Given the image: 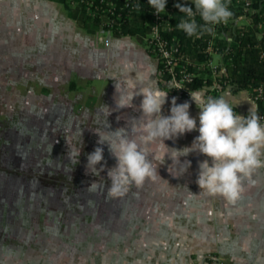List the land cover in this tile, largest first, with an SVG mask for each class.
<instances>
[{"label":"rangeland","instance_id":"1","mask_svg":"<svg viewBox=\"0 0 264 264\" xmlns=\"http://www.w3.org/2000/svg\"><path fill=\"white\" fill-rule=\"evenodd\" d=\"M20 13V9L0 6V160L18 161V173L23 176L21 192H35V198L31 195L30 205L52 209L54 225L62 226V238L64 229L70 225H73L70 231L79 227L85 234L92 235L107 232L108 223L123 229L129 220H133L140 221L133 231L146 233L151 240L182 244L183 247L180 245L178 249L186 251L188 258H195L197 249L204 248L207 264L209 256L221 260L228 258L229 264H236L234 258L241 261L240 264H264V213L256 211L264 207V193L252 194L250 190L249 193L256 197H239L231 204L219 195L208 194V200H205L195 196L189 198L187 191L176 193L188 184L152 181L144 183L142 188L129 185L121 197L109 194L111 182L107 171L115 166L116 160L107 145L97 144L99 137L95 132H105L108 120L111 130L124 127L129 136H134L132 128L139 121L137 116L133 118V112H128L126 119L109 108L105 87L115 75L108 67L109 48H105L104 43L99 46V66L94 71L52 70L50 68L60 64H48L50 49L46 48L44 36L40 34L43 31L33 24L30 26L29 22L23 23L22 14L20 27H34L38 32L32 31L37 34L29 36V31L26 34L14 31L17 27L12 19ZM100 34L105 39L113 38L112 33L101 31ZM130 37L145 47L140 36ZM113 56L111 53V63ZM214 59L216 61V56ZM81 93L85 95H79ZM107 111H112L108 117ZM166 142V146L171 143ZM96 147L104 149V161L101 162L104 170L91 174L86 171L87 155ZM145 147L148 158L158 167L159 176H166L165 180L196 171L194 166H182L184 156L176 161L166 154L162 161L157 158L156 144ZM73 148L81 154L70 159ZM78 159L79 162L74 164L73 160ZM1 166L6 181L11 180L10 177L16 180V166L8 167L5 163ZM25 180L29 182L24 183ZM93 183L98 187L93 189ZM247 186L254 189L252 183ZM131 187H135L133 192L129 190ZM156 192L159 195L162 192V198L146 197ZM207 202L208 213H203ZM156 210L165 213L155 214ZM193 211L196 213H191ZM63 239L61 241L65 242Z\"/></svg>","mask_w":264,"mask_h":264},{"label":"crops","instance_id":"2","mask_svg":"<svg viewBox=\"0 0 264 264\" xmlns=\"http://www.w3.org/2000/svg\"><path fill=\"white\" fill-rule=\"evenodd\" d=\"M0 6L21 10V13L12 19L15 27H17V30L14 29V31H19V33L24 31L25 34L29 31V36L31 34L35 36L37 33L33 32H38L37 29L43 31L40 34L44 36L46 48L50 49L48 64H60L59 67L50 68L52 70L59 68L80 73L94 71L99 66L97 59L99 46L102 47L104 43V47L109 48L110 57L111 53L114 55L112 63L110 57L108 60L109 69L115 71V75L113 74L114 79H110L107 87H105L108 104L110 103V110H114L122 116L124 115L122 118L126 117L127 119L128 112H133V118L137 116L136 119L139 120L141 117L139 105L143 97L136 96L133 99L135 106L132 108L115 110L116 92L114 85L117 81H126L129 77L133 79L140 77L143 78L141 86L152 84L165 91L157 84L156 60L147 52L145 47H141L130 35H112L113 38L105 39L100 34L102 30H94L92 24H81L70 17L63 4L55 0H0ZM21 14L24 16L23 23L29 22L30 26L33 24L37 29L34 27L32 29H22L19 24ZM24 14L28 17V20H25ZM98 35L102 36L103 40H99ZM108 35L110 36V34ZM103 67L105 68L106 65H103ZM71 87L74 88V84H71ZM75 88L78 91L80 90L77 84ZM201 94L204 96V93ZM79 95H85V93ZM223 96L229 104L234 105L240 111L255 108V103L250 99L246 90L235 93L225 91ZM172 97L176 96L168 93L167 100L162 106L161 114L164 116L170 115ZM176 98L177 104L189 102V114L196 119L198 128L200 109L196 106L192 97ZM198 135L199 132L193 130L165 141H167V144L171 141L167 146L169 150L181 149L180 151H183L182 148L191 147ZM183 159L182 166L187 167L186 161H190L189 167L194 166L196 171L172 176V178L168 177L170 179L167 181L188 184L187 186L183 185L176 193L187 191L190 194L189 198L195 196L198 199L208 200L206 191L200 189L196 183L199 164L208 157L198 151H193L184 156ZM1 163H5L8 167L16 166L14 171L18 176H16V180H14V177H10L11 180L6 181L4 174H2L3 171L0 170V264H207L204 248L197 249L195 258H188L189 254L186 251L183 252L178 249L180 245L183 247L182 244L179 245L173 242L172 245L165 243L162 239L151 240L152 238L146 233L133 231L137 226L136 223L140 224V221L129 220L123 229H117L115 223H108L107 232L102 231L100 234L92 235L85 234L84 230L79 229V227L75 231L71 228L70 231L69 228L73 226L70 225L69 228L64 229L65 242L61 241L63 239L62 231L60 232L62 226L59 224L54 225L52 209L30 205V199H33L31 195L35 198V192H21L20 183L23 176L22 173H18L17 167L20 166L16 165L18 161L16 159L0 160V169L3 167ZM209 163L211 164L210 160ZM161 178L163 180L159 177L156 180L146 179L144 183L152 181L154 183L166 182L164 179L166 176ZM25 181L24 183L29 182ZM249 183L254 184V189L247 186ZM241 184L240 198L256 197L252 194L264 193V167L256 169L251 176L243 178ZM32 188L35 189V186H32ZM134 188H129L130 192H133ZM250 190L252 194L249 193ZM43 193L45 197L46 193ZM147 195H145L147 198H162V192L160 195L159 192ZM204 207L203 213H208L206 209L208 208V202ZM256 211L263 214L264 207H259ZM154 213L164 214L165 212L164 210H156ZM191 213H196V211ZM109 220L115 221L114 218H109ZM96 238L99 240H95ZM223 260L226 264H229L228 258ZM233 260L236 264L241 263L236 258Z\"/></svg>","mask_w":264,"mask_h":264},{"label":"clouds","instance_id":"3","mask_svg":"<svg viewBox=\"0 0 264 264\" xmlns=\"http://www.w3.org/2000/svg\"><path fill=\"white\" fill-rule=\"evenodd\" d=\"M192 2L195 11L193 7L181 3L175 5L179 12L186 14V18L177 24V28L189 37L199 36L205 31L210 32L211 26L227 24L233 16L228 7L229 0ZM148 4L155 9L157 15L165 12L166 0H148ZM197 13L204 22L201 25H198L195 19ZM142 84L143 78L129 77L126 81H117L114 85L115 110L132 108L135 106L133 99L136 96L143 97L139 105L141 117L132 128L135 135L129 136L124 127L111 130L108 120L105 122V132H95L99 137L97 144L107 145L116 160L115 166L107 171L111 180L109 194L121 197L128 191L129 185L140 187L146 179H162L157 172L158 167L148 158L149 153L145 147L148 144H156L157 158L162 161L165 160L166 154L172 160L180 161L179 157L187 156L193 151L210 158L211 164L208 159L200 162L196 183L207 194L222 196L229 203L235 204L242 191L243 178L264 167V159L261 158L264 156V125L260 123L259 116L255 113L249 116L238 114L223 96L205 98L201 93L193 92L190 93L192 100L200 109L197 128L196 119L189 114V102L177 104V98L172 97L170 115L164 116L161 112L167 100V91L152 84L141 86ZM111 112L107 111L106 116ZM193 130H197L199 135L195 137L191 147H184L183 151L175 149L173 152L174 149L169 150L164 143L165 140ZM103 151L102 147H96L87 155V172L92 174L104 170V164L101 163L104 161ZM80 154L79 150L73 148L69 158L79 157ZM78 162L79 159L73 160L74 164ZM186 162L188 168L190 161ZM97 165H100L99 168ZM96 187L98 186L93 183L92 188Z\"/></svg>","mask_w":264,"mask_h":264},{"label":"built area","instance_id":"4","mask_svg":"<svg viewBox=\"0 0 264 264\" xmlns=\"http://www.w3.org/2000/svg\"><path fill=\"white\" fill-rule=\"evenodd\" d=\"M259 0H229L228 7L232 11L233 16L227 24H217L211 26L212 30L206 31L211 37L223 36L230 40L231 36L225 30L229 26L239 28L241 25L253 21L255 12L258 11L253 5ZM177 3L193 7L192 0H166L165 12L157 15L155 9L148 4V0H78L71 1L73 6L84 7L87 14L91 17L98 16L100 28L103 32L110 33L115 25H120L125 21H132L137 15L143 23L145 33H139L143 38L147 52L154 57L157 62L156 79L159 87L176 97H190L193 92L203 91L204 97H211L212 93L206 94L208 88L211 92L214 90L220 92L215 98L223 96L225 91H229V85L222 90V75L225 74L221 54L213 52V57L207 62V66L211 68L213 81L210 85H204L202 89L192 90L191 83L197 71L203 67V64L193 63L190 57L181 49L177 35L174 29L181 19L186 18V14L179 12L175 7ZM195 19L198 24H203L201 17L197 13ZM200 22V23H199ZM99 40H103L98 35ZM212 47L208 46L207 50L212 51ZM217 57L216 61L214 57ZM248 95L255 103L252 110L240 111L234 105L233 110L240 115L249 116L255 113L260 118V123L264 124V113L258 111L257 102H264L263 86L259 85L254 88ZM224 97V96H223ZM225 98V97H224ZM208 264H225L223 260L216 256H209Z\"/></svg>","mask_w":264,"mask_h":264},{"label":"trees","instance_id":"5","mask_svg":"<svg viewBox=\"0 0 264 264\" xmlns=\"http://www.w3.org/2000/svg\"><path fill=\"white\" fill-rule=\"evenodd\" d=\"M55 1L63 4L67 14L81 24L91 22L94 30L100 28L101 19L98 16L91 17L83 6H73L72 0ZM253 6L258 11L255 12L252 22L243 24L239 28L232 29L229 26L225 29L231 36L230 40L223 36L211 37L210 33L206 31L199 36L189 37L183 30L174 29L182 51L190 57L193 63L203 64L191 83L192 90L202 89L204 85L212 83L211 68L207 66V62L212 59L213 52H215L221 54L225 70L221 81L222 90L228 83L229 91L234 93L241 90L251 93L259 85L263 86L264 92V0H259ZM110 33L114 36H139V33H145V29L137 15L131 22L125 21L119 26L115 25ZM141 39L143 40V38ZM208 46L213 48L212 51L207 50ZM205 92L207 96L212 93L211 97L213 98L220 93L214 90L211 92L208 88ZM180 98H185V96ZM257 107L259 112L264 113L263 101H258Z\"/></svg>","mask_w":264,"mask_h":264}]
</instances>
